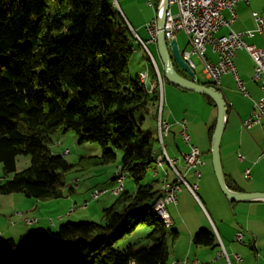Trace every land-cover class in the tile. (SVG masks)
I'll return each instance as SVG.
<instances>
[{
	"label": "trees",
	"instance_id": "16d2710c",
	"mask_svg": "<svg viewBox=\"0 0 264 264\" xmlns=\"http://www.w3.org/2000/svg\"><path fill=\"white\" fill-rule=\"evenodd\" d=\"M136 41L113 0H0V163L6 177L0 194L60 197L66 173L76 166L50 149V136L60 130L101 147L99 156L82 159L88 166L114 163L120 151L119 170L136 186L116 196L102 222H69L39 237L1 241L0 264H170L168 240L178 234L153 211L161 196L158 180L143 184L156 168L158 139L141 122L158 106L159 87L148 92L131 73L130 61L142 49ZM147 61L152 85H158ZM63 83L78 92L64 93ZM20 155L31 164L16 172ZM137 226L149 229L150 244L119 246ZM215 240L201 229L193 242L206 247Z\"/></svg>",
	"mask_w": 264,
	"mask_h": 264
},
{
	"label": "crops",
	"instance_id": "0c3cea01",
	"mask_svg": "<svg viewBox=\"0 0 264 264\" xmlns=\"http://www.w3.org/2000/svg\"><path fill=\"white\" fill-rule=\"evenodd\" d=\"M113 2L134 36L137 35L142 40L148 41L146 25L157 19L156 0H113ZM263 8L264 0H248L247 3H239L235 8L237 18L231 23L230 28L235 32L253 29L255 20L252 13L257 11L263 14ZM223 16L230 19V13L227 10L223 11ZM228 31L227 27H223L219 30L218 35L226 34ZM175 39L181 52L187 49L185 36H181L178 32L175 34ZM247 42L264 49V35L258 34L252 39H248ZM149 46L153 47L154 51ZM148 48L151 50L156 64L162 70L156 42H149ZM204 56L212 62L217 59L210 49ZM193 57L199 60L201 75L204 77L201 82L200 76L195 73V67L193 70L195 81L199 84L209 82L204 74L201 60L196 55ZM234 64L238 75L245 82L249 96L245 97L237 91L231 74H224L221 77L217 89L223 93L227 107L220 145L222 169L226 184L230 189L246 193H264V118L259 125L248 131L241 125V122L251 115L253 101L264 98V91L253 79L254 62L245 50H240L234 56ZM174 65L180 74L184 75L178 66ZM146 67H148L150 78V63L147 61L144 50L138 48L134 57L135 73H139ZM151 86L150 78V82H147L148 92H151ZM163 97L164 105L161 117L163 121L170 124V132L164 138L166 153L168 157L175 160V167L184 174L185 180L189 184L198 182L197 198L184 187L178 194L177 204L167 206L168 214L172 220L171 228L178 234L175 242H172L171 239L168 240L170 264L184 260L190 264L195 261L199 264H227L224 257H218L221 246L224 247L231 264H264V200L228 201L222 193L214 173L210 130L216 126V106L210 104L204 95L181 89L166 81H163ZM182 120L186 121L187 131L191 137L190 144L196 146L202 154L204 165L199 168L200 180H197L193 170L187 171L184 166L182 157L190 151V146L181 137V128L177 122ZM141 128L145 133L157 138V105L143 116ZM155 151L156 155L160 153L159 146ZM163 166L170 169L166 164ZM247 170L249 171L248 177L245 174ZM114 171L111 178L112 185H114L113 176L119 171V163ZM160 171L156 177H161L160 187L166 178L168 181H174L171 170ZM124 188L125 191H128L133 187L129 185L126 189L124 184ZM69 190L73 192L71 187ZM65 194L66 191L62 190L60 197L42 199L43 202L40 204L43 209H38L39 203L32 206V209L37 210L39 215L27 217L37 219V223H39L41 220L49 222L46 219L47 216L51 218L52 215H62L63 213L60 214L55 206H61V202L69 200ZM54 225L49 223L46 228L39 227L33 229L31 234L24 235L39 237L48 230L52 231L50 226ZM201 229H207L216 236L214 246L204 247L194 244V236ZM238 231L244 232L243 243L235 241ZM235 255H239L241 261H237Z\"/></svg>",
	"mask_w": 264,
	"mask_h": 264
},
{
	"label": "built area",
	"instance_id": "2783aa9c",
	"mask_svg": "<svg viewBox=\"0 0 264 264\" xmlns=\"http://www.w3.org/2000/svg\"><path fill=\"white\" fill-rule=\"evenodd\" d=\"M247 3L248 0H169V7L165 14V26L164 35L168 42L175 39V34L178 32H184L188 38L189 48L181 52L183 61L193 71L196 67L193 56L196 55L203 64V71L207 80L213 87L218 88L221 77L224 74H231L234 78L237 91L248 97L249 93L246 89L245 82L237 73L234 56L240 51L245 50L254 62L253 79L259 84V87L264 91V49L257 47L254 44L248 43V39H252L258 34L264 35V8L263 14L254 11L252 16L255 20V27L253 29L244 32H235L230 28L231 23L237 18L235 8L239 3ZM151 6L152 3L149 2ZM160 5V4H159ZM171 6L176 7V12L171 11ZM227 10L230 13V19H226L223 16V11ZM159 6L157 8V14L159 12ZM227 27L229 31L226 34L218 35L221 28ZM146 31L148 33V41L139 38V45L142 47L146 54H151L148 48L149 42H156L157 38V19L146 25ZM137 36V35H136ZM217 56L215 62L209 61L205 58L207 50ZM142 75H148V67L142 69ZM163 77L161 73V82L158 85H152V87H160V100L157 106V119H158V131L163 134V147L160 149V153L167 154L164 144V138L170 132V124L162 120V110L164 105L163 97ZM264 118V98H259L253 101L252 113L241 122L242 128L250 130L252 127L259 125ZM181 128V137L183 141L190 146V151L183 155V162L187 171L193 170L197 180L201 178V172L199 168L204 165L202 160V154L200 150L191 145V137L187 131L186 121L182 120L177 122ZM65 152H69L66 150ZM264 155V151H263ZM242 158V157H240ZM174 166V181H171L169 185H165V190L161 192V196L154 203V207L157 208L162 214H165L169 220H171L167 206L176 205L178 201V194L182 188H187L188 191L197 198L196 192L198 190V182L189 184L185 180L184 174L179 172L175 167V160L169 157ZM246 176H249V171L245 172ZM125 174L120 170L114 175V186L111 189H103L101 191H95L92 194L93 199H98L101 195L117 194L120 185L125 181ZM86 203L84 207H86ZM26 225L30 226L37 223V219L33 221H26L23 219ZM172 227V220H171ZM245 238L243 231H238L235 235V241L243 243ZM218 257H224L227 264H231L230 259L224 249L221 246V250L218 253ZM237 261H241L239 255H235ZM176 264H190L187 260L182 262H176ZM192 264H199L195 261Z\"/></svg>",
	"mask_w": 264,
	"mask_h": 264
},
{
	"label": "rangeland",
	"instance_id": "374dc122",
	"mask_svg": "<svg viewBox=\"0 0 264 264\" xmlns=\"http://www.w3.org/2000/svg\"><path fill=\"white\" fill-rule=\"evenodd\" d=\"M143 3V2H141ZM146 4V1L144 2ZM171 11L176 12V7L171 6ZM181 36H185L187 49L189 48L188 38L184 32H180ZM136 38V37H135ZM137 40V39H136ZM137 42V41H136ZM153 50V47L149 46ZM150 50V49H149ZM151 51V50H150ZM154 51V50H153ZM196 70L195 73L200 76V81L202 82L204 77L201 75V66L200 62L196 57L192 58ZM130 71L135 73L134 70V58L130 61ZM62 89L64 93L73 95L78 92V90L69 85L68 83H63ZM141 113L135 115L136 120L138 121L141 117ZM144 129V128H143ZM51 144L50 149L55 154L64 155L65 159L72 163L75 168L66 173V184L64 188L61 189L66 191V196L69 197V200L66 202H61V206H55L60 214L62 215H52L51 218L47 216L46 219L49 222L41 220L39 223H36L34 226H28L25 224L23 219L33 220L27 216L39 215L37 210H33L38 203V209L41 208L42 199L28 198L24 194L14 193L9 195L0 194V242L8 238H13L19 240L24 234H28L36 228H46V225L51 223L50 229L56 232L59 227L66 223H80V222H102L103 210L109 207L114 203L116 196L115 195H101L98 199H93L92 194L95 191H101L103 189H111L112 185V173L118 163L120 162L121 153L116 151L117 160L114 163L101 166H88L82 159L89 157L99 156L102 152V149L99 145L94 143H79V136L73 131L64 132L60 130L50 136ZM157 148V147H156ZM97 149V151H96ZM68 150L69 153L65 154V151ZM156 153V152H155ZM31 164L30 157L20 155L16 158V172H21L28 168ZM169 171L167 166H161L159 170ZM115 172V171H114ZM116 174V173H115ZM114 174V175H115ZM13 177L10 175L8 178ZM6 180L4 175L3 164L0 163V185L3 181ZM153 180H158L155 183L156 188L160 187L161 177L156 178L153 172H149L146 178L143 181V184L151 183ZM126 189L131 185L129 192H134L136 186L133 180L130 177H126L124 181ZM70 187L73 192H70ZM118 196V195H117ZM87 204L84 207V204ZM43 214H45L43 212ZM69 215H71L69 217ZM39 219H41L39 217ZM49 227V226H48ZM149 229L145 226H137L135 231L125 236L118 242L119 246H125L128 243H139V244H150L149 241L145 238ZM31 234V233H30ZM171 246V242H170Z\"/></svg>",
	"mask_w": 264,
	"mask_h": 264
},
{
	"label": "water",
	"instance_id": "95a60500",
	"mask_svg": "<svg viewBox=\"0 0 264 264\" xmlns=\"http://www.w3.org/2000/svg\"><path fill=\"white\" fill-rule=\"evenodd\" d=\"M169 7V0H161L159 12L157 14V53L162 65L163 80L177 86L181 89L198 93L209 97L217 108V121L211 141V156L214 173L222 193L228 201H255L264 200V193H246L235 191L228 187L221 164L220 145L222 134L224 132L225 121L227 116L226 100L221 91L213 86H206L195 81L194 72L183 61L181 51L178 48L176 39L168 42L164 35L165 14ZM184 73L176 69L175 65Z\"/></svg>",
	"mask_w": 264,
	"mask_h": 264
},
{
	"label": "bare ground",
	"instance_id": "6f19581e",
	"mask_svg": "<svg viewBox=\"0 0 264 264\" xmlns=\"http://www.w3.org/2000/svg\"><path fill=\"white\" fill-rule=\"evenodd\" d=\"M135 37L137 39V42L139 43V37L136 36V35H135ZM146 55L150 59V61L152 63V66L154 67V69L156 71L158 83H160L161 82V73H160V70L158 69V66H157V64L155 62V59H154L153 55H151V54H146ZM138 77H139V79H140L141 82H143L144 84H147V82H148V75H142V71H140L138 73ZM159 100H160V87H159ZM157 139H158V146L161 149L163 147V134H161L160 131H158ZM68 153L69 152H65V154H68ZM156 153H155L156 168H155L154 173H153L154 176L155 177L158 176V174H159V168H161V166H163L165 164L169 166V168H170L169 170H171L172 174H174L173 162L170 161L168 155L167 154H162V153H159V154L156 155ZM170 183H171V181H168L167 178H166V180H164V182L162 183V186L160 187L161 192H163V190H165V185H169ZM123 190H124V182L120 185V188L118 189L117 194H112V195L117 196ZM153 211L155 212V214L157 215V217L160 219V221L162 223H164L165 226H167V227L171 226V220H169L165 214H162L154 206H153ZM33 220H36V219H33ZM33 220L26 219V221H33ZM171 264H176V262L171 263Z\"/></svg>",
	"mask_w": 264,
	"mask_h": 264
}]
</instances>
